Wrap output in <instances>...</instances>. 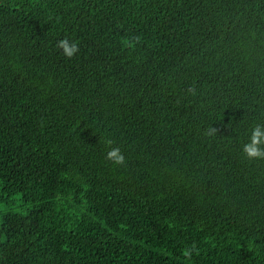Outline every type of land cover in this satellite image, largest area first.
Instances as JSON below:
<instances>
[{"label": "trees", "instance_id": "trees-1", "mask_svg": "<svg viewBox=\"0 0 264 264\" xmlns=\"http://www.w3.org/2000/svg\"><path fill=\"white\" fill-rule=\"evenodd\" d=\"M256 124L264 0H0V264H264Z\"/></svg>", "mask_w": 264, "mask_h": 264}, {"label": "clouds", "instance_id": "clouds-1", "mask_svg": "<svg viewBox=\"0 0 264 264\" xmlns=\"http://www.w3.org/2000/svg\"><path fill=\"white\" fill-rule=\"evenodd\" d=\"M140 40V37L137 36L135 40H131L125 38L122 43L125 46H133L137 41ZM56 48L61 50L62 54L71 59L73 56L77 55L80 51L79 44L77 41L70 40L68 37H64L56 42ZM189 92L192 95H195V89L190 87ZM217 129L214 127H210L206 129V136H215L217 134ZM105 144L109 147V150L106 153V159L112 161L115 164H124L125 156L121 152L120 148L112 147L114 141L111 139H107L104 141ZM242 152L248 160H256V159H264V124H256L250 133L249 141L242 145ZM196 251L195 244L192 245L191 248L184 249V255L190 257L192 253Z\"/></svg>", "mask_w": 264, "mask_h": 264}, {"label": "rangeland", "instance_id": "rangeland-1", "mask_svg": "<svg viewBox=\"0 0 264 264\" xmlns=\"http://www.w3.org/2000/svg\"><path fill=\"white\" fill-rule=\"evenodd\" d=\"M27 205L23 203L21 199V195H15L10 203H0V223L2 221V216L5 213L12 212V213H24L27 209Z\"/></svg>", "mask_w": 264, "mask_h": 264}]
</instances>
